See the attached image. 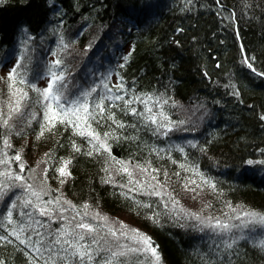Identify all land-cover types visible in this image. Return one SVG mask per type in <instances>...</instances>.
Masks as SVG:
<instances>
[{"label": "trees", "instance_id": "1", "mask_svg": "<svg viewBox=\"0 0 264 264\" xmlns=\"http://www.w3.org/2000/svg\"><path fill=\"white\" fill-rule=\"evenodd\" d=\"M25 34L42 36L47 46L60 36L71 41L73 54L64 68L74 75L73 100L98 113L95 106L103 98L104 113L89 123L107 150L98 142L99 151L93 150L92 138L76 134L66 122L41 136L46 121L40 111L37 119L32 117L30 131L13 136L15 150L25 136H32L25 152L45 157L47 163L44 159L38 169L45 183L35 186L44 189L37 201L21 189H5L0 175V236L7 237L0 240V264H45L50 256L56 264H80L52 241L62 227L72 231L77 218L81 221L77 213L84 212V205L89 214L95 211L150 237L160 264H264V224L253 223L243 232L233 228L226 236L201 230L185 213L196 208L189 184L195 192L202 188L203 215L233 217L248 209L264 213V0H3L0 64ZM85 45L94 57L103 53L99 72L113 76L104 81L111 92L102 85L92 92L96 74L76 71ZM104 58L110 72H105ZM117 84L123 89L117 91ZM117 95L123 99L116 100ZM126 100L132 103L125 105ZM105 133L110 134L106 139ZM66 160L71 163L65 177L58 169ZM114 162H127L132 178ZM135 180H142L141 185ZM57 197L59 205L42 204ZM29 200L48 207L50 215L25 207ZM20 225L25 227L21 238L30 236L32 244L9 235ZM93 235L102 236L99 230ZM41 237L43 244L35 243ZM65 239L73 240L61 236ZM113 240L92 244L94 258L85 264L110 259L112 251L120 250ZM81 243L91 244V237L85 234ZM41 247L50 251L36 253ZM98 247L108 250L97 252ZM113 264L152 263L144 253H127Z\"/></svg>", "mask_w": 264, "mask_h": 264}, {"label": "rangeland", "instance_id": "2", "mask_svg": "<svg viewBox=\"0 0 264 264\" xmlns=\"http://www.w3.org/2000/svg\"><path fill=\"white\" fill-rule=\"evenodd\" d=\"M42 37V36H41ZM34 38L30 35H23L22 42H15L13 46H10L6 52L3 55V60L0 64V153L4 154L3 159H7L8 163L4 164V166H0V173H15L24 178V181H16L15 179H9L7 176L2 175L6 181L2 183L1 186H3L5 189H21L25 191V188L21 186V184L27 185L31 184L33 185V188L35 189V186H39L40 182L44 181L42 175L38 172V169L40 168V164L45 159V157H41V155H37L39 158L35 159L32 156H28L25 152L26 145H28L32 141V136L27 135L25 138H23V142L21 141L18 145L19 148L15 150L16 146L12 141L13 136H20L25 135L28 131L31 129V120L32 117L34 119H37V112L40 111L44 113L45 106L48 103L47 101H44L43 98L38 94L37 91L33 90L32 86H35L37 89H44L47 87V84L50 79V73H49V67L51 66L52 62L60 59L62 61V64L59 66V68L54 69L58 74L63 73L64 74V87L60 88V92L63 93L64 97H67L69 101H72L74 97L76 96L74 92V75L71 74V70H65V63L66 58L68 57V54H73V47L71 48V41L69 39H66L63 36H60L56 43L53 46H47L44 44L43 40L44 38ZM84 50L87 51L84 54L83 60L82 58H79L77 60V69L76 71H81L83 75L88 76L90 73L93 72V74H96V80L94 81V87L97 89L98 86L102 85L101 88L105 87V79H109V82L112 81L113 76L111 73H108L106 76L105 74H100L99 69L104 64L102 60L99 59L103 53L98 51V55L96 57L92 56V54L89 53L91 49H89L88 45H85ZM107 57V56H105ZM105 61V72H110V66L106 62V58H104ZM17 69V83L14 85V88H10L9 85L12 83L8 79L9 72L13 69ZM23 79L25 83L21 84L19 83V80ZM80 89H86V86L84 84H81ZM15 88L23 89V92L27 93V97L24 99H20L19 95H12ZM92 87H89L87 89H90ZM36 97V100L33 102L32 99ZM20 102V110L18 112L12 111L11 109L15 107V102ZM63 103V100L61 101ZM35 106H39L40 110H37ZM4 120L8 121L7 126L4 125ZM81 124L83 123V120H80ZM78 121V122H80ZM7 140L10 144V147H6L4 144V141ZM101 141L104 142V140L101 138ZM6 154V155H5ZM17 154L21 155L22 162L24 163V171L21 172L19 168L20 161H16L13 159L14 156ZM28 157V159H27ZM2 159V160H3ZM45 162L47 163L46 159ZM118 163L117 168L122 171L123 168H126L127 171H124L127 173V175H130V178H132L131 174L132 172L129 170V164L121 162H114ZM64 166V165H62ZM138 166V165H136ZM116 169V168H115ZM34 170V171H33ZM46 173V168H44V176ZM125 177V176H124ZM127 177V176H126ZM136 185H141L142 180H135ZM187 186V185H186ZM190 186V187H189ZM190 193H192L191 201L193 202L192 205L196 208H193V213H187L189 214H195L196 216H199L201 218H213V223L216 219H219L222 222L230 223L233 225H239L241 223V220L237 219H230L231 217H228L225 213L219 215L216 213H211L207 211V215H203V210L206 205V200L204 199V196H202V188L197 187V192L194 191V186L191 187V185H188ZM187 189V188H184ZM22 191V192H23ZM28 194L31 193V191H26ZM24 193V192H23ZM23 196V195H22ZM46 207V206H45ZM73 210V209H72ZM248 210H243L239 212V214L247 221L248 218L243 217V213ZM88 212V211H87ZM82 213V214H81ZM77 213L78 216H80L81 221L85 223H89L93 225L96 230H99L102 234L101 237H104V241H110L113 238L110 236H107L106 233L109 228L113 230H118L117 235L119 236V231L121 230V225H117L113 223L112 221L100 219L99 216L95 213V211H91V213L88 215H85L84 212ZM236 216V215H235ZM191 219L194 221L197 227H199L201 230H211L209 227H205L203 224L200 223L198 219H194L191 215H189ZM234 217V216H233ZM77 218V222H81ZM114 221V220H113ZM116 222V221H115ZM103 223V224H102ZM117 223V222H116ZM253 223H248V225H251ZM256 224V223H255ZM260 224V223H259ZM246 227L244 228H235L234 231H240L243 232ZM63 231L67 229L69 232H71L70 228L68 227H62ZM123 231L126 232L125 236H119L118 243L123 244L126 246L136 247L137 245L133 241V234L129 230V228H123ZM137 230V229H136ZM139 233L144 234L139 231ZM226 236H228L229 232L223 233ZM145 235V234H144ZM72 237V236H71ZM73 238V237H72ZM114 241V240H113ZM113 244V243H112ZM145 259L147 262L152 263L153 257L150 253H144Z\"/></svg>", "mask_w": 264, "mask_h": 264}, {"label": "snow or ice", "instance_id": "3", "mask_svg": "<svg viewBox=\"0 0 264 264\" xmlns=\"http://www.w3.org/2000/svg\"><path fill=\"white\" fill-rule=\"evenodd\" d=\"M3 0H0V3H2ZM127 59V58H125ZM62 64V61L60 59H57L52 62L51 66L49 67V73H50V79L47 84V87L44 89H37L35 86L33 87L34 91H37L38 94L43 98L44 101H47L48 103L45 106V111H44V119L46 121V124L42 125V131L40 135L42 136L45 131H51L52 128L55 127L56 123H68L69 125L73 126L74 130L76 131V134L78 135H87L90 136L92 139L89 141L90 143H93V150L99 151V148H95V143L98 142L100 145V148H104L107 150L106 144L101 141V138L99 134L95 132L94 129L91 128V124L89 123V120H95L96 116L98 114H103L104 113V107H103V98H101L100 102L96 104L95 108L99 110L97 113L95 110L90 111L89 110V105L87 103H79L76 100L69 101L67 97L63 96V93L60 92V88L64 87L63 81H64V74L57 73L54 69L59 68V66ZM17 69L13 68L8 75V79L12 81V83L9 85L10 88H14V85L17 83ZM19 83L23 84L25 81L23 79L19 80ZM106 88H108L107 84L105 85ZM117 91H120L123 89V84H117L115 85ZM96 91L95 88L92 89V92ZM108 91L111 92L112 89L108 88ZM12 95H19L20 99H24L27 97V93L23 92V89L20 88H15ZM91 93H84L83 96H89ZM116 100H122V96H115L114 97ZM138 99V98H137ZM63 100V103L61 102ZM131 100H126L125 105L131 104ZM12 111L18 112L20 110V102L19 100L15 102V107L11 109ZM134 114L136 112L135 109L131 110ZM146 111H151V109L146 108ZM73 117L75 119H73ZM111 118V117H109ZM151 119L154 120V117H151ZM261 119H264V117H261ZM83 120V125L81 123H78V121ZM115 122V121H114ZM4 125L7 126L8 121L4 120ZM86 125V127L84 126ZM120 127H123V125H119ZM109 133H105V139L109 136ZM39 138V137H38ZM4 144L6 147H10V144L7 140L4 141ZM73 148L76 151H80V149L73 144ZM6 155V154H5ZM88 155H92V152L90 151ZM14 160L20 161L21 163L19 164L20 171H24V163L22 162V157L21 155L17 154L16 156L13 157ZM8 160L3 159L0 160V164H7ZM71 161H64V166L58 169L59 173L61 176H68L70 173L67 171V166L70 164ZM34 171V170H33ZM122 171H127L126 168H123ZM0 175H5L9 179H15L16 181H24V178L18 174L15 173H0ZM63 183V181H61ZM192 183H195V181H192ZM207 183V181H206ZM25 188V191H31V195L36 197L37 201H40L41 198V193L44 192V189L41 188L40 191H37L33 188V185L31 184H21ZM215 188L214 185H210ZM46 194V193H45ZM153 194H158V193H153ZM61 198L57 197L54 200H48L42 202V204L46 205H52L60 204ZM65 203H68L65 201ZM174 204H178L177 201H173ZM41 203H32V201H26L25 202V207L31 205L36 212L40 216H49L50 215V209L48 207L42 206ZM147 206V205H145ZM230 207V206H229ZM87 205H84V214L88 215L87 212ZM233 212H236V209H232ZM29 217H32V213H27ZM191 215L194 219H198L201 224H203L205 227L211 228L214 232H219V233H226L230 232L233 228H244L248 226V223H261L264 224V213H259L255 211H246L243 213V217L248 218L247 221L242 219L240 215H236L234 217H231L230 219H237L241 220V223L239 225H233L230 223H225L220 221L219 219H216L215 222L213 223V218H201L199 216H196L195 214H189ZM100 219H105L104 217H99ZM8 222L10 224L13 223L12 220V213L9 211L8 216H7ZM34 225H40L41 222L39 220H33ZM124 228L123 225H121V230L119 231V236H125L126 232L123 231L122 229ZM77 229L81 231H76ZM25 231V227L23 225H20L19 228H14L12 232L9 233V235L15 236L17 240L21 244H24L25 246H28L32 244V239L31 237H27L26 239L21 238V234ZM96 228L85 222H77L72 226V231L69 232L67 229H65L59 236L56 237L55 240L52 241L53 245L59 244L61 247V250L65 253H68L69 255L76 257L80 264H85L86 261L90 262L93 260V251H92V244L100 245V240L105 239L104 237H100L99 239L93 235L96 232ZM118 230H113L111 228L108 229L106 235L112 237L114 240L118 241L119 236L117 235ZM127 231H130L133 234V241L137 245L136 247H131V246H126L123 244L116 243L115 247L117 249H120L119 251H112L111 252V258L104 261V264H113V262L121 256H125L127 253H150L151 256L154 258L152 264H160L161 262V257L158 252V246H153V242L150 237L139 233L138 230L136 229H129ZM85 234L89 235L91 237V244H83L81 241L85 240ZM37 236H40V233H36ZM72 236L73 240H61V236ZM0 240H7L6 236H0ZM44 238L41 237L39 240H37L35 243L38 244H43ZM107 243V241H105ZM67 244L68 247L65 248L64 245ZM227 248H231L232 244L227 243L226 244ZM69 248L72 249V251L69 253ZM101 250H108L104 249L102 247H98L95 251L99 252ZM43 251H50V249L46 247H41V248H36L35 252L36 253H42ZM61 259H65V257H61ZM30 264H34V262H30ZM45 264H56V260L52 258V256L49 257L48 260H45Z\"/></svg>", "mask_w": 264, "mask_h": 264}, {"label": "bare ground", "instance_id": "4", "mask_svg": "<svg viewBox=\"0 0 264 264\" xmlns=\"http://www.w3.org/2000/svg\"><path fill=\"white\" fill-rule=\"evenodd\" d=\"M113 223H115V224L119 225V223H116L115 221H113Z\"/></svg>", "mask_w": 264, "mask_h": 264}]
</instances>
